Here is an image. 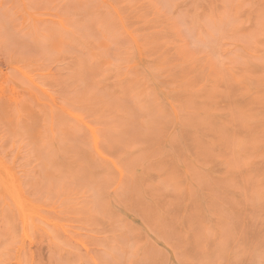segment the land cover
I'll list each match as a JSON object with an SVG mask.
<instances>
[{"label": "rangeland", "instance_id": "obj_1", "mask_svg": "<svg viewBox=\"0 0 264 264\" xmlns=\"http://www.w3.org/2000/svg\"><path fill=\"white\" fill-rule=\"evenodd\" d=\"M0 264H264V0H0Z\"/></svg>", "mask_w": 264, "mask_h": 264}]
</instances>
